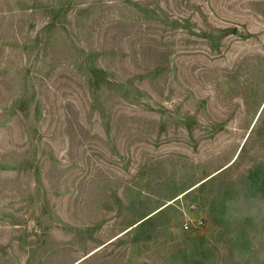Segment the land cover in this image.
<instances>
[{
	"label": "rangeland",
	"instance_id": "rangeland-1",
	"mask_svg": "<svg viewBox=\"0 0 264 264\" xmlns=\"http://www.w3.org/2000/svg\"><path fill=\"white\" fill-rule=\"evenodd\" d=\"M0 264H264V0H0Z\"/></svg>",
	"mask_w": 264,
	"mask_h": 264
}]
</instances>
